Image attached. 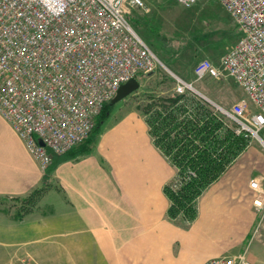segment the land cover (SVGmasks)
Wrapping results in <instances>:
<instances>
[{"label":"crops","instance_id":"1","mask_svg":"<svg viewBox=\"0 0 264 264\" xmlns=\"http://www.w3.org/2000/svg\"><path fill=\"white\" fill-rule=\"evenodd\" d=\"M174 174L139 112L105 122L88 154L56 164L33 213L18 217L0 202V264L23 255L40 264H202L241 251L258 217L249 180L225 171L186 222L167 215L163 188ZM43 176L0 116V198L28 193ZM262 237L264 223L253 239Z\"/></svg>","mask_w":264,"mask_h":264},{"label":"built area","instance_id":"2","mask_svg":"<svg viewBox=\"0 0 264 264\" xmlns=\"http://www.w3.org/2000/svg\"><path fill=\"white\" fill-rule=\"evenodd\" d=\"M191 5L196 0H175ZM240 28L238 40L221 56L193 67L195 78L226 71L244 91L219 111L260 139L264 128V0H219ZM141 0H0V115L42 168L49 149L61 154L91 131L93 118L119 85L160 64L130 25V8ZM221 68V69H220ZM174 89L194 90L173 74ZM43 144H40L39 141ZM262 177L250 179L252 202L264 211ZM260 224L252 230L256 234ZM202 264H252L248 247ZM31 259V260H30ZM23 255L8 264H32Z\"/></svg>","mask_w":264,"mask_h":264},{"label":"rangeland","instance_id":"3","mask_svg":"<svg viewBox=\"0 0 264 264\" xmlns=\"http://www.w3.org/2000/svg\"><path fill=\"white\" fill-rule=\"evenodd\" d=\"M141 1L146 5L145 8L139 6L130 8L127 19L135 32L159 58L160 64H157L150 76H148V73L138 74L136 76L140 83L138 89L112 104L110 123L116 121L127 111H137L131 103L136 100V95H140L145 89L152 88L161 93L173 91L174 85L170 81V76L173 77V74L186 77L188 79L186 81L192 83L193 92L204 97L218 111L219 107L229 108L239 98L244 97L243 89L224 70H221L220 75L217 77L206 76L198 79L195 78L192 72L194 65L204 58L219 66L221 56L238 40L241 34L233 16L219 0H196L191 5H184L175 0ZM258 134L259 137L264 139V128ZM83 140L70 146L66 151ZM49 152L51 159L45 168H42L39 162L29 153L37 162L43 175L45 169L51 165L52 157L60 155L50 149ZM225 171V175H241L249 181L253 177L260 176L262 177L261 185L264 187V142L250 136V142L246 149L238 155L222 174ZM52 172L53 170L50 177H52ZM50 180L51 183L49 181L45 188L42 187V182H40L30 189L31 191L36 187L40 188L37 193L38 196L32 198L33 200L30 199V202L27 199L24 200L21 196L1 197L0 202L4 204V207L7 206V208L14 210L15 213L22 212L23 215L28 212L33 213V210L38 207V197H41V194L47 192L49 186H52L53 180L51 178ZM256 213L258 217H256L255 226L258 223H264V211L261 210ZM253 237L249 246L253 254L249 259L252 264H264L261 260V257L264 256V237L261 240H254ZM32 259V264H40L35 258L32 257Z\"/></svg>","mask_w":264,"mask_h":264},{"label":"trees","instance_id":"4","mask_svg":"<svg viewBox=\"0 0 264 264\" xmlns=\"http://www.w3.org/2000/svg\"><path fill=\"white\" fill-rule=\"evenodd\" d=\"M170 78L174 85L175 79ZM131 104L143 115L154 144L175 168L173 179L163 188L169 200L167 215L186 222L193 220L198 198L246 149L250 136L244 131L236 132L235 122L189 89L176 92L173 86V91L161 93L147 88ZM94 117V126L86 139L52 157L51 165L45 169L42 187L49 184L50 173L59 161L83 156L92 150L103 124L111 121L110 101ZM39 189L36 187L21 198L30 202ZM21 213L16 214L22 217Z\"/></svg>","mask_w":264,"mask_h":264},{"label":"water","instance_id":"5","mask_svg":"<svg viewBox=\"0 0 264 264\" xmlns=\"http://www.w3.org/2000/svg\"><path fill=\"white\" fill-rule=\"evenodd\" d=\"M139 84L140 83L136 77H131L125 82L121 83L119 87L117 88L114 96L111 98L110 104L116 103L117 101L129 95L134 90L138 89ZM39 143L43 144L41 140L39 141Z\"/></svg>","mask_w":264,"mask_h":264},{"label":"bare ground","instance_id":"6","mask_svg":"<svg viewBox=\"0 0 264 264\" xmlns=\"http://www.w3.org/2000/svg\"><path fill=\"white\" fill-rule=\"evenodd\" d=\"M229 120L233 121V120H232V119H230V118H229ZM233 122H234V121H233ZM260 140H261L262 142H264V139H262L261 137H260Z\"/></svg>","mask_w":264,"mask_h":264}]
</instances>
